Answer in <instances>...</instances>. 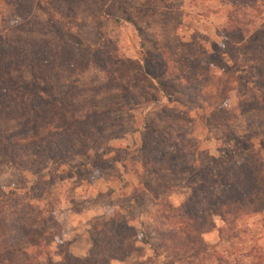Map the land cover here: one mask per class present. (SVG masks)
I'll use <instances>...</instances> for the list:
<instances>
[{"label": "rangeland", "instance_id": "rangeland-1", "mask_svg": "<svg viewBox=\"0 0 264 264\" xmlns=\"http://www.w3.org/2000/svg\"><path fill=\"white\" fill-rule=\"evenodd\" d=\"M23 41L52 46L41 75L15 61ZM0 48V77L32 91L39 111L0 117L13 150L0 153V194H13L11 220L39 214L57 264L88 260L93 227L110 217L126 220L131 252L102 264H163L159 215L191 200L197 171L264 162V0H0ZM199 212L215 225L202 237L213 253L264 264V213L241 216L237 238L215 212ZM112 248L103 254L118 255Z\"/></svg>", "mask_w": 264, "mask_h": 264}, {"label": "trees", "instance_id": "trees-1", "mask_svg": "<svg viewBox=\"0 0 264 264\" xmlns=\"http://www.w3.org/2000/svg\"><path fill=\"white\" fill-rule=\"evenodd\" d=\"M27 8V7H26ZM21 45L12 49V55L18 64L28 62L35 74L41 75L45 66L51 64V60L42 56L43 51L52 55V46L50 44H41L39 42L23 41ZM47 48H44V47ZM3 50L0 48V52ZM5 56L7 53H4ZM0 54V67L2 64ZM1 73V69H0ZM178 80L184 81V78ZM34 93L24 87H10L0 77V117L13 116L14 114H25L31 110L35 114L38 106L34 104ZM264 107V102L256 103V108ZM178 118H181L178 116ZM178 138L183 135L176 134ZM5 134L0 133V153L5 156H11L12 151L7 147L9 139L5 140ZM171 136L166 137L170 139ZM157 143L164 144L165 140ZM153 143L145 147L143 157L151 162V153L156 155ZM149 149V150H148ZM147 151V153H146ZM158 152V151H157ZM145 161V162H146ZM143 162V160L141 161ZM224 173L220 177H212L204 169L198 170L196 174L200 175L202 182L196 187L194 196L180 210L167 206L164 213H160V219H163L162 225L167 226L165 233L161 236L160 252L154 249L156 258H162L163 264H205L212 256L217 264H227L225 259L217 256L211 248L204 242L203 235L209 233L215 228L213 221L208 218L199 219L197 214L202 209L206 217H211L213 212L219 216L225 223L227 230L235 231L233 234L238 238L237 221L241 216L257 215L264 213V162L256 155L244 158L241 163L230 161L221 165ZM145 173L155 177L160 176L157 170L149 169L144 163ZM191 174H195L191 170ZM142 183L139 182V185ZM134 203L138 204V195L140 191H134ZM13 194H0V264H57L53 261L51 254L46 250L49 247V236L47 231L39 227V218L29 217V221L23 222L21 215H18L19 221L11 220V213L8 210V203L11 202ZM221 208V209H219ZM125 209H120L124 212ZM131 209H129L130 211ZM128 211V213H129ZM170 211V213H169ZM161 212V211H160ZM168 214V215H167ZM27 214H25L26 218ZM231 217L232 220L227 219ZM126 220L120 221L114 225L113 217L107 219L101 228V231L93 227L95 238L91 237L92 247L88 260H79L68 255L61 257L60 264H102L107 259L110 261H123L130 256L126 252L128 229L125 227ZM97 231V232H96ZM108 234H104V233ZM114 232L117 235H114ZM99 235V239H97ZM105 237H104V236ZM111 239V241H110ZM104 242L106 246L103 247ZM118 246V255L105 256L104 249L112 248L111 243ZM113 251V248L110 249ZM110 254H115L110 252Z\"/></svg>", "mask_w": 264, "mask_h": 264}]
</instances>
